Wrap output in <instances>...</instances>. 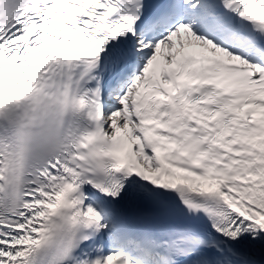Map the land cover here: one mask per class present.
<instances>
[{
  "label": "snow or ice",
  "instance_id": "snow-or-ice-1",
  "mask_svg": "<svg viewBox=\"0 0 264 264\" xmlns=\"http://www.w3.org/2000/svg\"><path fill=\"white\" fill-rule=\"evenodd\" d=\"M0 264H264V0H0Z\"/></svg>",
  "mask_w": 264,
  "mask_h": 264
}]
</instances>
